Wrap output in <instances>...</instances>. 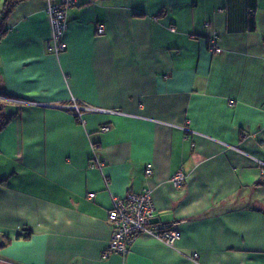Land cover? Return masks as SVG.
<instances>
[{"label": "crops", "instance_id": "crops-1", "mask_svg": "<svg viewBox=\"0 0 264 264\" xmlns=\"http://www.w3.org/2000/svg\"><path fill=\"white\" fill-rule=\"evenodd\" d=\"M46 7L0 36V264H264V0H76L59 53ZM142 189L179 237L103 256Z\"/></svg>", "mask_w": 264, "mask_h": 264}, {"label": "built area", "instance_id": "built-area-1", "mask_svg": "<svg viewBox=\"0 0 264 264\" xmlns=\"http://www.w3.org/2000/svg\"><path fill=\"white\" fill-rule=\"evenodd\" d=\"M75 2L76 0H60L57 3H50L47 0L46 12L51 26L48 47L55 53L64 49L62 36L66 28V12ZM170 29L174 30L173 27ZM97 32H103L102 25L97 26ZM216 39L217 37L212 35L208 40V47L214 53H219L221 49L217 45ZM73 108L76 120L83 121L82 114L84 110H87V107L74 104ZM106 129V126L101 128V130ZM261 165L264 167V163ZM144 172L146 175L151 174L152 166L150 163L145 165ZM184 180L185 174L180 169L176 170L170 177L171 184L176 187L181 186ZM153 211L154 207L148 189L112 197L111 205L107 211L110 238L102 255L106 256L109 253L126 254L133 240L140 234H149L167 245H173L179 237V233L168 225H149L148 220Z\"/></svg>", "mask_w": 264, "mask_h": 264}, {"label": "trees", "instance_id": "trees-1", "mask_svg": "<svg viewBox=\"0 0 264 264\" xmlns=\"http://www.w3.org/2000/svg\"><path fill=\"white\" fill-rule=\"evenodd\" d=\"M18 1H20V0H3L2 1V4L0 6V36L3 33H5V31H6V27H5L6 20H7L9 14L11 13V11L13 10V8L15 7V5ZM255 4H256V0H248L249 7L254 8ZM249 23L253 24V17L252 16H250V18H249ZM9 117H10L9 115L5 116L2 113V109H0V129L8 121ZM6 242H8V239H5L4 241H2V243H0V246H2Z\"/></svg>", "mask_w": 264, "mask_h": 264}]
</instances>
